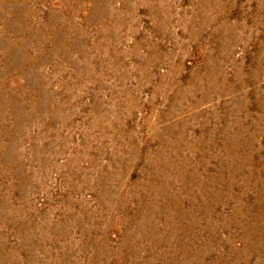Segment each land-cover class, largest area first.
Listing matches in <instances>:
<instances>
[{
	"label": "rangeland",
	"instance_id": "374dc122",
	"mask_svg": "<svg viewBox=\"0 0 264 264\" xmlns=\"http://www.w3.org/2000/svg\"><path fill=\"white\" fill-rule=\"evenodd\" d=\"M0 264H264V0H0Z\"/></svg>",
	"mask_w": 264,
	"mask_h": 264
}]
</instances>
